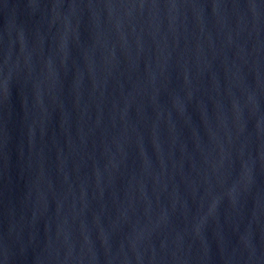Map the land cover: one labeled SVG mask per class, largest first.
<instances>
[{
	"label": "water",
	"instance_id": "95a60500",
	"mask_svg": "<svg viewBox=\"0 0 264 264\" xmlns=\"http://www.w3.org/2000/svg\"><path fill=\"white\" fill-rule=\"evenodd\" d=\"M0 264H264V0H0Z\"/></svg>",
	"mask_w": 264,
	"mask_h": 264
}]
</instances>
